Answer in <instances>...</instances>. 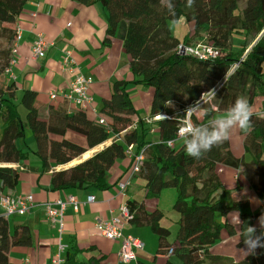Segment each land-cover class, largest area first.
<instances>
[{
  "label": "trees",
  "instance_id": "obj_1",
  "mask_svg": "<svg viewBox=\"0 0 264 264\" xmlns=\"http://www.w3.org/2000/svg\"><path fill=\"white\" fill-rule=\"evenodd\" d=\"M78 1L101 5L107 20L104 44L117 38L128 57L131 83L151 90L152 101L146 118L150 126L144 128L145 121L126 91L130 83L125 81L113 83L109 98L101 101L99 114L101 119L105 118V125L99 124L100 118L89 119L80 110L67 113L51 107L42 117L35 105L37 94L32 90H24L17 98V88L6 70L13 58L16 21L28 0H0V40L3 41L0 44V194L15 189L23 168L27 167V152L16 144L24 137L25 126L34 137L39 171L50 174L49 186L56 191L104 190L113 165L126 157L128 146L137 144V151L145 147L137 173L145 182V197L157 201L168 188L176 193L173 209L178 219L173 242L168 240L169 231L159 223L162 211L145 210L143 203L126 204L128 221L136 226H148L157 236L156 256L164 257V264H173L172 257L178 258L180 264H264V251L259 248L240 261L212 252L224 233L236 234L231 214H237L239 220L240 248L244 246L241 229L245 224L253 226L258 216L243 201L228 202L216 167H252L251 188L258 197H264V111L258 114L253 110L257 99L263 100L264 110V0H192L191 5L188 0H172L171 10L169 0ZM202 13L208 18L200 22ZM182 21L192 24V32L184 37L183 43L188 44L190 37L199 39L203 35L201 43L218 50L216 59L198 60L175 52L179 41L172 25ZM6 25L13 28H2ZM234 35L244 36L243 40L237 38L240 46L237 50L233 47ZM213 89L214 98L208 94ZM239 97L247 99L251 111L250 128L241 131L242 157L233 156L229 139L200 158L186 153L184 139L177 140L172 147L167 145L175 140L188 107L204 99L202 110L189 118L190 123L204 126L212 123L215 113H227ZM169 100L171 105H167ZM161 116L164 117L154 119ZM133 117L137 118L135 122ZM150 127L156 129L158 141L139 142V131L143 137ZM68 132L84 138L87 148L67 141ZM109 139L111 143L92 156L67 169L55 170ZM256 234L259 235L257 231ZM29 241L28 227L16 226L11 230L7 218L0 214V264H9L12 247L25 246Z\"/></svg>",
  "mask_w": 264,
  "mask_h": 264
},
{
  "label": "crops",
  "instance_id": "obj_2",
  "mask_svg": "<svg viewBox=\"0 0 264 264\" xmlns=\"http://www.w3.org/2000/svg\"><path fill=\"white\" fill-rule=\"evenodd\" d=\"M180 23L185 24L183 21ZM15 26L19 31V37L14 43L17 51L13 56L15 63L11 66L7 77L17 88V98L24 90H32L37 94L35 105L42 117L48 114L51 107L54 110L64 109L67 113L77 111L70 104L62 101L60 96L55 101L49 100L50 93L68 92L72 75L62 67V57L64 51H69L78 72L91 80L89 94L93 98L95 112H85L89 119L98 120L101 117L99 114L101 101L109 98L112 84L117 81H125L130 83L126 86V91L139 116L145 121L144 128L150 126L146 125V118L152 101V92L144 85L131 83L133 76L129 70L128 57L121 42L117 38H112L109 44H104L107 20L100 4L85 5L78 0H28ZM189 26L192 28V24ZM173 33L175 36L176 31L174 30ZM38 35L42 36L49 46L42 57L34 59L31 54V46ZM177 40L179 43H183L180 39L177 38ZM197 40L190 37L189 43L196 44ZM255 106L256 103L253 110ZM18 111L23 115L22 108H19ZM226 114L215 113L212 116V121L215 118H222ZM132 119L133 122L137 120L135 117ZM156 132L155 128L150 127L149 135H147L149 137H145V131V135L142 137L143 142L158 141ZM237 132L242 134L239 127L230 129L228 139ZM65 139L82 148H87L85 139L78 135L68 132ZM110 143L111 139L87 151L81 158L84 160L92 156ZM230 149L236 158L244 155L243 150L242 152L239 150L236 154L231 146ZM137 150L138 146L137 148L133 146V153H137ZM75 162L74 160L71 163L75 164ZM130 164L131 159L127 156L117 160L110 171L109 184L104 190L91 188L60 191L50 188L49 173L43 175L40 171L35 170V166H25L18 186L13 190L3 191L5 195H32L33 197V206L27 214L7 217L11 230L16 226H26L30 234V241L27 245L15 246L10 249L9 264H50L51 256L55 253L58 244L65 247L61 255L64 261L62 264H124L119 259L121 241L107 240L94 229L95 221L98 218L103 220L121 219L123 221L122 235H130L142 243L141 248L134 250V261L130 264H164L166 259L156 256L157 236L146 225L136 226L124 220L119 212V207L130 202L143 203L145 210L151 211L156 208L164 214L165 205L162 206L161 200L165 198L171 204L175 200L176 193L174 190L162 191L157 201L149 200L148 197H145L144 180L142 179V186L141 181L135 179L136 175L131 178L126 192L120 194L117 184L127 178L126 171ZM247 168L248 166H240L238 169H233L218 165L216 173L224 186L228 202L243 201L247 203L246 206L251 213L258 214L253 222V227L260 234L264 231L260 224L261 218L264 217V197H258L253 192L251 188L253 178L248 174ZM218 194H222V191H218ZM89 195L94 197L92 203L86 202ZM67 196H73L81 203V206L77 212L70 206L64 209L60 233L59 226L47 220L44 205L58 199L64 200ZM0 213H2L1 210ZM230 216L236 234L228 236L224 233L221 237L222 240L212 248V252L231 257L234 261H240L249 252L245 245L241 248L238 247L240 242L239 220L235 213ZM160 225L167 229L166 222H161ZM167 230L169 231V229ZM169 242L173 241L169 240ZM260 250L264 251V249ZM171 260L175 264L173 257Z\"/></svg>",
  "mask_w": 264,
  "mask_h": 264
},
{
  "label": "built area",
  "instance_id": "obj_3",
  "mask_svg": "<svg viewBox=\"0 0 264 264\" xmlns=\"http://www.w3.org/2000/svg\"><path fill=\"white\" fill-rule=\"evenodd\" d=\"M18 37L19 31L17 29L15 42L17 41ZM48 46V43L45 42L42 36L38 35L37 39L32 43L31 46L32 58L35 59L38 57H42ZM16 51V47H14L12 50V56L15 55ZM175 52L178 55H189L198 60H214L219 56L218 50L205 43L195 45L178 43ZM14 63L15 59L13 57L10 62V67L6 70V72L10 71V68ZM62 67H64L72 75V80H70L68 85V92L59 94L57 92L50 93L49 100L55 101L59 98L58 96H60L62 101L70 104L75 110H80L83 112H95L93 108V98L89 94L91 80L78 72L69 51L63 52ZM236 67L237 64L230 69L229 74L232 73ZM199 101L203 103L204 99H201ZM162 117H156L154 119L156 120ZM146 122L147 125L148 123H150L149 120H147ZM189 123V116L186 115L185 119L182 121V124L177 130L175 140L167 142V145L169 147H172L175 141L184 139L185 133L182 131V129L184 127H187ZM99 124L105 125V121L103 119H100ZM132 149L133 145L128 146L125 151L126 156L131 159V166L127 173V178H125L123 181L118 182L117 184L120 194H124L126 192L131 178L137 175L140 164L144 159V148L139 150L137 153H133ZM93 200L94 197L89 195L86 199V202L92 203ZM32 206V195L0 194V210L2 211V213L0 214H2L6 218L11 215H25L30 211ZM67 206L72 207V209L77 212L79 207L81 206V203L78 202L73 196H67L64 200L58 199L53 203L48 202L44 205L47 220L52 224H57L59 226L58 229L60 233L62 231V214ZM119 212L124 220H129L130 214L126 204L119 207ZM122 227L123 221L119 218H111L110 220H103L98 218L96 219L94 224V229L105 239L110 241H121L119 259L124 264H130L134 261V250L137 248H141L142 243L138 239L130 235L123 236ZM64 250L65 247L61 244H58L55 253L53 254V256H51L50 264H62L64 261L61 255Z\"/></svg>",
  "mask_w": 264,
  "mask_h": 264
},
{
  "label": "clouds",
  "instance_id": "obj_4",
  "mask_svg": "<svg viewBox=\"0 0 264 264\" xmlns=\"http://www.w3.org/2000/svg\"><path fill=\"white\" fill-rule=\"evenodd\" d=\"M191 2L192 0H188L189 5H191ZM172 8V0H169V9L171 10ZM208 94L213 98L216 97L215 89L210 90ZM171 103L170 100L167 101V105H171ZM201 110L202 102L197 101L188 107L185 114L190 118L191 115ZM250 119L251 111L248 101L244 97H239L224 117L215 119L211 124L199 126L195 123H189L187 127L182 129L185 133L186 153L190 157L200 158L204 153L211 151L214 146H218L226 141L229 131L233 127H239L241 131L246 132L250 128ZM260 224L264 228V217L261 218ZM240 234L244 245L251 254L255 253L258 248L264 249V231L257 235L255 227L245 224Z\"/></svg>",
  "mask_w": 264,
  "mask_h": 264
},
{
  "label": "rangeland",
  "instance_id": "obj_5",
  "mask_svg": "<svg viewBox=\"0 0 264 264\" xmlns=\"http://www.w3.org/2000/svg\"><path fill=\"white\" fill-rule=\"evenodd\" d=\"M235 12H238L237 10ZM208 18V15H204L203 13L200 14L199 16V21L200 22H203L205 21L206 19ZM13 28L11 26H2V28ZM172 30L176 31V37L178 39L181 40V42L183 41L185 35L187 34H191L192 32V28H190L189 24H182V23H177V24H173L172 25ZM234 49L237 50L239 49V45L237 44V38H242V40L244 39V36H241V35H234ZM201 42H204V39H203V35L200 36V38L195 42V43H198L200 44ZM3 43V41L0 40V44ZM263 100L262 99H257L256 100V106H255V109L257 108V110L254 109L255 112H258V114H262L263 113V109H261V102ZM215 119H218V118H215ZM140 134H139V137H138V141L141 142L142 141V135H141V130L139 131ZM149 134H146L145 137H149L147 136ZM243 137L244 135L243 134H239V132H237V134H234L230 139V146L232 147L233 151L238 154L239 150L242 152L243 150ZM148 139V138H147ZM156 140V139H155ZM241 140V142H240ZM148 141V140H147ZM153 142H157V141H153ZM16 144L19 148H21L23 151L27 152V159L25 161L26 165H30V166H35V170H40V162H39V159L38 157L35 155L34 153V148H35V141H34V137H33V134L31 132V130L25 126L24 127V137L17 140L16 141ZM136 148H137V144L134 145ZM263 159H264V155H263ZM75 164H72V163H69L68 165H65V166H61V167H58V168H55L56 171H59V170H64V169H67L73 165H76L77 162H80V161H83L82 158H79L77 160H75ZM37 162V163H36ZM35 163V165H34ZM247 172L250 176H252V172H253V168L252 167H249L247 168ZM27 170V169H26ZM41 173V172H40ZM136 180H139L141 181V185L143 186V180L142 178L136 176L135 177ZM171 190H174V189H171V188H168V189H164L163 191H171ZM175 201V200H174ZM174 201L173 203H168V200L167 199H163L161 200L162 202V206L165 205V213L163 214V216L161 217V219L159 220L160 223L161 222H166L167 224V229H169V237L168 239L170 241H174L175 239V236H176V231H177V219H178V214L177 212L173 209V204H174ZM218 221H220V217L218 216L217 217ZM174 261H175V264H180V261L178 260V258H174Z\"/></svg>",
  "mask_w": 264,
  "mask_h": 264
}]
</instances>
